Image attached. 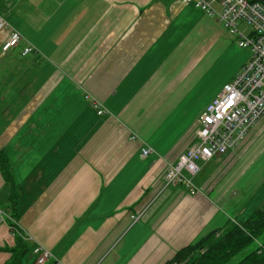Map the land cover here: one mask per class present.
<instances>
[{
	"label": "crops",
	"instance_id": "obj_1",
	"mask_svg": "<svg viewBox=\"0 0 264 264\" xmlns=\"http://www.w3.org/2000/svg\"><path fill=\"white\" fill-rule=\"evenodd\" d=\"M0 16V47L12 29L23 37L0 50V151L17 193L13 208L0 166V208L18 230L0 222V264L18 240L21 264L36 243L63 264H164L264 209V114L201 163L198 192L164 187L198 115L249 58L215 17L180 0H0ZM25 42L36 51L21 55Z\"/></svg>",
	"mask_w": 264,
	"mask_h": 264
},
{
	"label": "built area",
	"instance_id": "obj_2",
	"mask_svg": "<svg viewBox=\"0 0 264 264\" xmlns=\"http://www.w3.org/2000/svg\"><path fill=\"white\" fill-rule=\"evenodd\" d=\"M203 10L208 16L215 17L221 25L237 39L239 47L249 50V58L240 67L234 77L226 82L220 91L200 112L194 139L177 160L167 163L164 173L165 185H182L189 194H195L199 187L194 177L201 163L215 155H221L234 149L246 136L249 129L264 114V3L256 0H180ZM245 24L250 32L244 33L239 25ZM9 27L0 16V30ZM23 40L14 29L2 43L0 50L4 55L10 48ZM35 47L25 42L21 55L35 52ZM86 99L88 95L84 96ZM98 115L104 109L98 102L92 101ZM152 153L150 146L142 147L141 157ZM140 215L134 217L138 221ZM0 222H10V228L16 229V219L0 208ZM24 239L32 237L23 236ZM33 264H63L52 252L36 243L32 249Z\"/></svg>",
	"mask_w": 264,
	"mask_h": 264
},
{
	"label": "trees",
	"instance_id": "obj_3",
	"mask_svg": "<svg viewBox=\"0 0 264 264\" xmlns=\"http://www.w3.org/2000/svg\"><path fill=\"white\" fill-rule=\"evenodd\" d=\"M264 3V0H256ZM0 166L4 177L13 184L11 202L17 206L15 185L8 172L6 158L0 151ZM264 209H255L241 223L228 221L225 227L214 229L196 241L181 247L164 264H227L239 255L234 264H264ZM257 241V243H256ZM29 247L18 240L11 249L6 264H21Z\"/></svg>",
	"mask_w": 264,
	"mask_h": 264
},
{
	"label": "rangeland",
	"instance_id": "obj_4",
	"mask_svg": "<svg viewBox=\"0 0 264 264\" xmlns=\"http://www.w3.org/2000/svg\"><path fill=\"white\" fill-rule=\"evenodd\" d=\"M99 104V103H98ZM101 107V106H100ZM103 108V107H102ZM104 109V108H103ZM106 113V110L104 109V114ZM196 131V130H195ZM263 238H264V234H263ZM256 243H257V241H256ZM239 255H237V256H235L233 259H232V261H230L229 263H227V264H234L238 259H239Z\"/></svg>",
	"mask_w": 264,
	"mask_h": 264
}]
</instances>
